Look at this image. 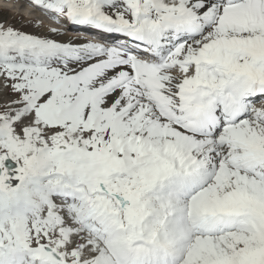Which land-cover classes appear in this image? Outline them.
<instances>
[{"label":"snow or ice","instance_id":"snow-or-ice-1","mask_svg":"<svg viewBox=\"0 0 264 264\" xmlns=\"http://www.w3.org/2000/svg\"><path fill=\"white\" fill-rule=\"evenodd\" d=\"M31 4L56 26L0 20V264H264V0Z\"/></svg>","mask_w":264,"mask_h":264},{"label":"rangeland","instance_id":"rangeland-1","mask_svg":"<svg viewBox=\"0 0 264 264\" xmlns=\"http://www.w3.org/2000/svg\"><path fill=\"white\" fill-rule=\"evenodd\" d=\"M5 1H6V4H5L6 9L0 8V20H2V21L12 23L16 27H21L26 22L32 21V20H29V18H33V19H36V21L38 20V21H40V22H42L48 26H53V27L56 26L55 22L53 20L46 17L39 10L38 11L32 10L31 15H29V17L23 16V10H22V9H24L23 6H25L28 3L31 4V0H5ZM7 3H8V5H7ZM30 6H32V5H30ZM28 7L29 6H27V9L29 11ZM27 13H29V12H27ZM32 22H34V21H32ZM67 27L69 29L67 34H71V33L75 32V31L71 30V28H72L71 26H67ZM27 30L36 31L38 29H35V28H32L31 26H29Z\"/></svg>","mask_w":264,"mask_h":264},{"label":"bare ground","instance_id":"bare-ground-1","mask_svg":"<svg viewBox=\"0 0 264 264\" xmlns=\"http://www.w3.org/2000/svg\"><path fill=\"white\" fill-rule=\"evenodd\" d=\"M6 1L5 0H0V8H4V9H6ZM7 5H8V3H7ZM31 4H26L25 5V7H27V6H29L28 8H29V11L28 10H26L25 11V15L27 14L28 16L29 15H31V12H32V10L34 9L35 11H38V9H36L35 7H33V5L32 6H30ZM23 6V5H22ZM25 9V8H24ZM31 9V10H30ZM21 11V10H20ZM27 12H29V13H27ZM34 12V11H33ZM23 16H24V14H23ZM26 17V16H25ZM27 19V18H26ZM29 20H32V21H34V22H40V21H36V19H33V18H29ZM44 24V23H43ZM45 26H48V25H46V24H44ZM39 30H41L42 31V29H39ZM76 33L75 32H73V33H71V34H67V35H75Z\"/></svg>","mask_w":264,"mask_h":264}]
</instances>
